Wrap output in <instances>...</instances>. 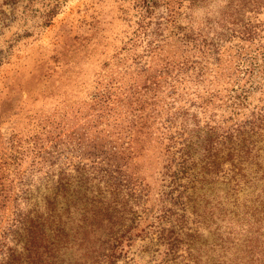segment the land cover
Wrapping results in <instances>:
<instances>
[{"label": "trees", "instance_id": "1", "mask_svg": "<svg viewBox=\"0 0 264 264\" xmlns=\"http://www.w3.org/2000/svg\"><path fill=\"white\" fill-rule=\"evenodd\" d=\"M137 1L135 39L156 62L135 65L128 84L107 75L75 111L67 145L85 158H56L42 178L0 158V264H129L137 229L143 264H264V57L248 53L264 48V0H226L208 30L176 25L172 9L161 22L152 0ZM225 73L228 108L211 113L222 98L213 76ZM153 147L159 203L138 228L151 189L141 157Z\"/></svg>", "mask_w": 264, "mask_h": 264}, {"label": "rangeland", "instance_id": "2", "mask_svg": "<svg viewBox=\"0 0 264 264\" xmlns=\"http://www.w3.org/2000/svg\"><path fill=\"white\" fill-rule=\"evenodd\" d=\"M152 1L159 21L163 22L172 9L179 13L176 25L191 24L204 30L213 29L215 20L227 9L226 0ZM140 5L137 0H0V158L10 161L15 156L10 170L37 173L42 178L49 174L47 165L56 158L65 157L73 164L85 158L80 157V149L67 145L66 134L78 124L74 122L75 111L86 112L94 86L102 87L107 75L128 84L135 76V65L156 62L143 55L145 42L135 39ZM257 18L264 20V9ZM173 28L167 23L161 31L166 37L163 49L168 52L177 46ZM248 53L257 54L260 60L264 48L253 43ZM213 77L222 98L209 104L208 111H226L231 87L227 73ZM254 94L253 103L259 91ZM154 153L157 148L153 147L141 157L151 189L143 197L142 210H137L138 228L154 221L159 203L156 167L149 165ZM3 214L6 217L9 208ZM210 222L207 217L205 224ZM135 233L143 239L136 236L126 260L143 264L147 255L142 247L149 241L138 229ZM203 235L212 242L211 230L204 228Z\"/></svg>", "mask_w": 264, "mask_h": 264}]
</instances>
